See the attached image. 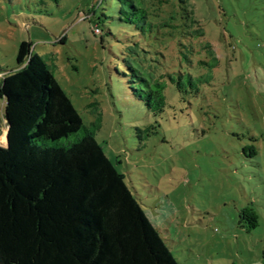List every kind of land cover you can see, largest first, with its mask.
<instances>
[{"label":"rangeland","instance_id":"rangeland-1","mask_svg":"<svg viewBox=\"0 0 264 264\" xmlns=\"http://www.w3.org/2000/svg\"><path fill=\"white\" fill-rule=\"evenodd\" d=\"M138 1L170 11L178 0ZM188 3L215 65L195 94L168 83L159 113L122 75L130 26L118 0H0V69L15 67L22 41L45 58L177 264H264V0ZM163 51L177 68L174 43ZM4 134L0 99V143ZM245 206L258 216L251 230L238 222Z\"/></svg>","mask_w":264,"mask_h":264},{"label":"trees","instance_id":"trees-1","mask_svg":"<svg viewBox=\"0 0 264 264\" xmlns=\"http://www.w3.org/2000/svg\"><path fill=\"white\" fill-rule=\"evenodd\" d=\"M118 4L119 20L130 26L122 75L132 95L155 114L165 106L168 83L181 96L197 93L215 56L208 42L197 47L204 31L188 0L170 11L138 0ZM170 43L175 69L163 51ZM197 53L211 61L194 62ZM201 68L206 73L197 74ZM0 99L7 137L0 145V264H177L138 194L30 42L19 44L13 69H0ZM244 221L246 230L258 224L250 206L240 211Z\"/></svg>","mask_w":264,"mask_h":264},{"label":"water","instance_id":"water-1","mask_svg":"<svg viewBox=\"0 0 264 264\" xmlns=\"http://www.w3.org/2000/svg\"><path fill=\"white\" fill-rule=\"evenodd\" d=\"M7 142V137H6V135H5V143ZM1 146H3L4 144H0Z\"/></svg>","mask_w":264,"mask_h":264},{"label":"bare ground","instance_id":"bare-ground-1","mask_svg":"<svg viewBox=\"0 0 264 264\" xmlns=\"http://www.w3.org/2000/svg\"><path fill=\"white\" fill-rule=\"evenodd\" d=\"M2 139H3V142H5V134H4V137Z\"/></svg>","mask_w":264,"mask_h":264},{"label":"crops","instance_id":"crops-1","mask_svg":"<svg viewBox=\"0 0 264 264\" xmlns=\"http://www.w3.org/2000/svg\"><path fill=\"white\" fill-rule=\"evenodd\" d=\"M0 144H4V143H0Z\"/></svg>","mask_w":264,"mask_h":264},{"label":"built area","instance_id":"built-area-1","mask_svg":"<svg viewBox=\"0 0 264 264\" xmlns=\"http://www.w3.org/2000/svg\"><path fill=\"white\" fill-rule=\"evenodd\" d=\"M96 31V30H95Z\"/></svg>","mask_w":264,"mask_h":264}]
</instances>
